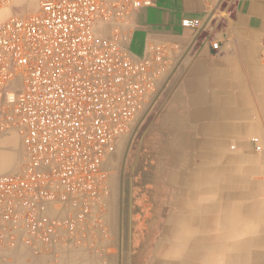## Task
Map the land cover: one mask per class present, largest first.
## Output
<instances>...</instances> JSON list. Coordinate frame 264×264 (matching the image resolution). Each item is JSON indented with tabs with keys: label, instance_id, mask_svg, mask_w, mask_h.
Returning <instances> with one entry per match:
<instances>
[{
	"label": "built area",
	"instance_id": "2783aa9c",
	"mask_svg": "<svg viewBox=\"0 0 264 264\" xmlns=\"http://www.w3.org/2000/svg\"><path fill=\"white\" fill-rule=\"evenodd\" d=\"M153 3L0 0V141L17 135L22 151L0 174V251L55 260L104 236L112 155L168 69L165 43L131 46L132 15Z\"/></svg>",
	"mask_w": 264,
	"mask_h": 264
},
{
	"label": "crops",
	"instance_id": "0c3cea01",
	"mask_svg": "<svg viewBox=\"0 0 264 264\" xmlns=\"http://www.w3.org/2000/svg\"><path fill=\"white\" fill-rule=\"evenodd\" d=\"M128 31L134 52L163 42L168 59L150 134L169 196L144 264L264 255V0H154ZM32 259L97 264L81 247Z\"/></svg>",
	"mask_w": 264,
	"mask_h": 264
},
{
	"label": "rangeland",
	"instance_id": "374dc122",
	"mask_svg": "<svg viewBox=\"0 0 264 264\" xmlns=\"http://www.w3.org/2000/svg\"><path fill=\"white\" fill-rule=\"evenodd\" d=\"M25 10L32 12L36 9L35 0H25ZM164 82V80H163ZM157 89L150 102L139 114L135 125L131 131L126 134L120 143L117 145L114 154L112 155L111 162L109 163V170L111 175V188L108 197L107 206L104 213L103 227L104 236H102L96 243V248L88 250L93 259L97 261V264H123L120 259V241L125 249L127 244V232H126V219L127 207L129 203V188L132 183L142 184V189L147 192V200L150 203H154L158 197H156L155 188L159 184L162 185V191L159 198L162 201L161 213L165 212L166 202L169 196V186L166 183L167 174L157 175L155 167V158L152 151H149L148 147L154 143L153 134H149L154 127V117L158 108V99L160 97V89L163 85ZM14 140H13V139ZM12 138H4L0 144V159L5 155V166L8 169L0 171V174L12 172L22 163V151L19 136H12ZM142 141V152H141ZM11 142V143H10ZM5 143V144H4ZM9 143V145L7 144ZM11 144V145H10ZM6 145V146H5ZM2 146V147H1ZM4 146V147H3ZM4 150V151H3ZM2 155V156H1ZM124 156L128 159L126 168L123 169L121 174L122 164H124ZM125 167V165H124ZM165 171V170H162ZM168 172V170H166ZM123 175V177H122ZM120 183L124 188L123 202H124V216L123 222L125 226L123 240L120 239V224L122 216L119 214L120 209ZM154 211V209H153ZM161 213L154 216L151 214L153 223L150 225L148 235L145 238V245L142 246V256H136V264H144L151 254V243L156 240L160 228L158 226L161 221ZM157 220V221H156ZM159 229V230H158ZM103 238V239H102ZM107 250V251H106ZM16 253H15V252ZM108 252V253H107ZM25 251L19 250H3L0 251V264H28L32 262V256L27 255ZM104 258V259H103Z\"/></svg>",
	"mask_w": 264,
	"mask_h": 264
},
{
	"label": "flooded vegetation",
	"instance_id": "af4514ba",
	"mask_svg": "<svg viewBox=\"0 0 264 264\" xmlns=\"http://www.w3.org/2000/svg\"><path fill=\"white\" fill-rule=\"evenodd\" d=\"M149 134L150 133H148V135ZM155 147L156 145L153 143L151 146L148 147V149L149 151H152L153 154H155ZM140 149L142 152V141H141ZM127 161L128 159H126V162L122 164L121 174L123 172V169L127 167L126 166ZM155 167H156V160H155ZM161 169L162 168L160 162L156 167L157 175H162ZM159 181L161 182V179L157 180L158 185L155 188L156 197H158V199H156L154 203L148 202L147 192L142 189V184L132 183L130 185L129 194H128L130 199H129L128 207L126 208L128 220L126 219V224H125L126 232H127V244L125 249L123 248L122 243L120 241V246H121L120 259L121 262L123 261V264H136L135 263L136 256L138 257L142 256V246L146 244L145 238L148 235L150 225H152L153 223L151 214L154 213V216H157L159 215V213H161L162 201L159 198V196L163 187L161 184H159ZM123 195H124V188L121 186L120 183L121 198H120L119 214L122 216V221L120 224L119 234L121 236L120 239L122 240L125 231V226L123 222V216H124Z\"/></svg>",
	"mask_w": 264,
	"mask_h": 264
},
{
	"label": "bare ground",
	"instance_id": "6f19581e",
	"mask_svg": "<svg viewBox=\"0 0 264 264\" xmlns=\"http://www.w3.org/2000/svg\"><path fill=\"white\" fill-rule=\"evenodd\" d=\"M18 3L20 2V3H26L25 2V0H16ZM12 136H16V135H11L10 137L12 138ZM10 137H7V138H10ZM13 139V138H12ZM14 140V139H13ZM2 141H3V139L0 141V144L2 143ZM11 143V142H10ZM5 144V143H4ZM8 145H9V143H7ZM11 145V144H10ZM6 146V145H5ZM2 147V146H1ZM4 147V146H3ZM2 150V149H1ZM0 150V151H1ZM4 151V150H3ZM5 155H7L6 154V152H3V156L1 157V159H0V171H3V170H5V169H8V167L7 166H5V161H6V159L8 158H5ZM239 182V181H238ZM240 197V196H239ZM245 215V214H244ZM264 217V216H263ZM228 219V218H227ZM259 219V218H258ZM168 221V220H167ZM261 221V220H260ZM264 222V221H263ZM228 223V222H227ZM173 225V224H172ZM174 226V225H173ZM160 228H161V226H160ZM164 231V230H163ZM264 232V231H263ZM172 235V234H171ZM174 236V235H173ZM103 239V238H102ZM161 240V239H160ZM164 240V239H163ZM162 240V241H163ZM157 242V241H156ZM262 240L260 239L259 241H258V243L259 244H262ZM175 245H173V247H174ZM248 247H250V246H248ZM247 247V248H248ZM82 248V247H81ZM241 248V247H240ZM22 250V249H21ZM247 250V249H246ZM261 250H263V249H261ZM22 251H24V250H22ZM107 251V250H106ZM182 251V250H181ZM15 252V251H14ZM16 253V252H15ZM108 253V252H107ZM256 253V252H255ZM260 253V252H259ZM158 254V253H157ZM104 259V258H103ZM149 260V259H148ZM156 260V259H155ZM232 260V261H231ZM241 262V263H243V264H264V255L263 254H258V255H255L254 256V258L252 259V256H241V255H239L238 257H234V258H232V259H230L228 262H227V264H237V262ZM192 263V262H191ZM193 264V263H192Z\"/></svg>",
	"mask_w": 264,
	"mask_h": 264
},
{
	"label": "water",
	"instance_id": "95a60500",
	"mask_svg": "<svg viewBox=\"0 0 264 264\" xmlns=\"http://www.w3.org/2000/svg\"><path fill=\"white\" fill-rule=\"evenodd\" d=\"M221 0H219V2H220ZM124 160H125V156H124V159H123V162H124Z\"/></svg>",
	"mask_w": 264,
	"mask_h": 264
}]
</instances>
